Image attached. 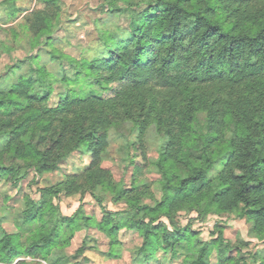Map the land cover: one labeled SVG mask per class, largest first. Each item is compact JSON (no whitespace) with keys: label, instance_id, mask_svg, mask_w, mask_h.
<instances>
[{"label":"trees","instance_id":"obj_1","mask_svg":"<svg viewBox=\"0 0 264 264\" xmlns=\"http://www.w3.org/2000/svg\"><path fill=\"white\" fill-rule=\"evenodd\" d=\"M252 1L111 0L107 14L126 18L128 26L102 31L78 60L48 49L62 0H42L47 11L25 19L22 32L13 31L17 43L30 48L27 58L0 77V185L17 187L30 174L61 171L78 152L87 153L90 164L40 188L37 198L25 196V209L0 218V264H89L87 242L72 258L54 255L85 227L110 239L114 258L120 232L138 231L143 244L134 264H161L169 253L170 262L182 254L184 264H212L214 255L217 264H264L263 251L247 261L223 234L203 241L176 220L182 211L233 213L252 222L264 243V4ZM1 8L10 18L25 11L16 0ZM209 87L217 96L205 92ZM157 89L183 95L168 99L165 116L157 114L158 101L150 95ZM146 108L156 114L150 117ZM122 111L137 124L139 144L130 146H137L143 161H149L144 140L151 129L162 142L159 157L149 161L161 175L160 199L154 184L116 190L101 167ZM203 112L204 127L198 117ZM106 190H116L115 200L127 209L108 210ZM88 193L102 207L100 223L81 209L64 216L55 204L62 196ZM141 196L155 204L141 203Z\"/></svg>","mask_w":264,"mask_h":264},{"label":"rangeland","instance_id":"obj_2","mask_svg":"<svg viewBox=\"0 0 264 264\" xmlns=\"http://www.w3.org/2000/svg\"><path fill=\"white\" fill-rule=\"evenodd\" d=\"M6 0H0V77L4 75L9 67L16 65L19 61L27 58L30 49L28 45L15 40L13 31L22 32L21 26L25 19L33 17L36 13L47 11L46 5L42 0H16V5L20 9L25 10L23 14H17L12 18L5 16L1 11V5ZM111 0H62L61 11L57 13V27L53 37L52 46L49 50L57 49L64 53V56L81 59L84 50L94 41L99 39V35L105 29L114 27L117 24L128 26L126 18L118 19L111 18L107 14L108 4ZM253 6L261 7L264 0H253ZM11 13V12H10ZM44 14V13H43ZM45 54V52L41 53ZM47 55L45 54L44 57ZM49 59V58H48ZM42 61V60H41ZM49 66L50 70L55 71L56 64L52 62ZM65 67L70 68L69 60L66 59ZM27 70V69H25ZM215 87L205 89L208 94L216 95ZM56 91L53 97L52 104L57 103L60 93ZM153 94V95H152ZM233 94V93H231ZM153 99L158 101L157 114L165 116L168 106L166 102L171 97L182 99V94L170 93L166 90H156L150 93ZM225 96V95H224ZM227 96V95H226ZM237 97V96H234ZM138 111V110H137ZM150 110L146 108L145 114L150 117L153 115L149 113ZM123 112V113H122ZM119 113L122 119L119 127L111 128L108 138V151L104 155L101 167L110 172L112 182L110 186L118 188H132L133 185L142 190L144 185L154 184V191L157 197H162L161 192L157 188L158 182L161 181V175L158 174L153 166H150L151 160L159 157V148L162 145L159 136L155 129H151L144 140V148L146 150L149 161H143L141 152L136 147L130 146L131 143L137 142L139 144V129L134 121L125 116V112ZM199 123L202 127L206 126L208 114L206 112L198 115ZM135 157V158H134ZM135 159V164L141 167L138 172L137 165L132 163ZM90 164V157L87 153H75L67 163L63 165V169L58 172H52L43 176H36L30 174L26 181L18 184L17 187L11 184L2 183L0 185V218L13 214L25 209V196L31 195L36 197L39 195V189L54 186L63 181L66 174L80 173L86 166ZM109 186V188H110ZM115 190V192H117ZM115 192L106 190L104 206L113 212H120L127 209L125 201L115 200ZM8 198V200H6ZM60 205L61 213L64 216H73L80 209L82 213L89 217H93L98 223L103 218V211L101 205L88 193L84 197L81 195L64 197L56 200L55 204ZM141 203L154 205L155 202L151 198H144L141 196ZM81 213V214H82ZM189 213L187 211L179 212L177 215V222L182 227H190L197 233V238L203 241H211L217 238L219 233L230 241L233 247L239 248L241 251L240 258L251 261V256L255 253L264 252V243L259 241L254 233L253 223L247 219H239L235 214L218 215L213 212ZM163 222L169 223L166 218ZM87 223L82 222L85 226ZM4 227L8 232H14L15 228L12 224H5ZM86 228V229H85ZM75 234L70 244L54 255H58L63 260L65 257L72 258L76 255L77 250L84 242H87L91 248L87 251V256L92 260L89 264H134V259L137 251L143 244V238L138 231L123 230L118 237L119 245L116 246L119 258L110 256L112 251L110 239L96 227H85ZM2 232L0 230V238ZM239 251L235 249L233 255L236 256ZM242 255V256H241ZM264 257V256H263ZM172 258L171 253L166 257L160 258L161 264H184V256L178 254L177 258ZM251 258V259H250ZM22 259V258H21ZM19 259H15L12 264H16ZM82 261V259H80ZM76 262L72 259L69 264ZM212 264H217L216 256L212 257ZM44 264H48L47 262ZM250 264H253L251 261Z\"/></svg>","mask_w":264,"mask_h":264}]
</instances>
